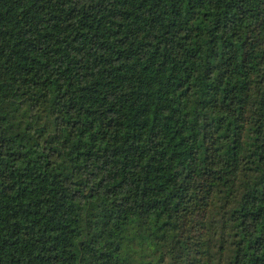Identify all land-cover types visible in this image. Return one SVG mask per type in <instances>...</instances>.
<instances>
[{"label":"trees","instance_id":"16d2710c","mask_svg":"<svg viewBox=\"0 0 264 264\" xmlns=\"http://www.w3.org/2000/svg\"><path fill=\"white\" fill-rule=\"evenodd\" d=\"M0 264H264V0H0Z\"/></svg>","mask_w":264,"mask_h":264}]
</instances>
